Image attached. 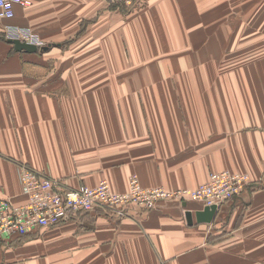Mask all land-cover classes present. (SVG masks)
I'll return each instance as SVG.
<instances>
[{
  "label": "crops",
  "instance_id": "crops-1",
  "mask_svg": "<svg viewBox=\"0 0 264 264\" xmlns=\"http://www.w3.org/2000/svg\"><path fill=\"white\" fill-rule=\"evenodd\" d=\"M29 1L0 19V198L26 201L21 164L118 193L251 182L211 223L199 202L97 209L0 240V264H264V0ZM7 26L49 49L16 52Z\"/></svg>",
  "mask_w": 264,
  "mask_h": 264
},
{
  "label": "built area",
  "instance_id": "built-area-1",
  "mask_svg": "<svg viewBox=\"0 0 264 264\" xmlns=\"http://www.w3.org/2000/svg\"><path fill=\"white\" fill-rule=\"evenodd\" d=\"M111 5L132 7L137 0H104ZM29 0H0V19L11 20L16 5L28 6ZM7 39H19L38 48L45 46L30 28L7 26ZM21 190L26 201L14 204L0 198V240L13 235L24 236L37 230L56 227L75 215L92 210H111L119 217L128 215L126 208L146 210L164 202H199L206 207L219 208L240 195L251 182L248 173L231 171L211 172L206 183L196 189L169 190L164 187H145L137 175L129 179L125 192H114L106 180L96 186L70 188L62 180L53 179L27 164L19 166Z\"/></svg>",
  "mask_w": 264,
  "mask_h": 264
},
{
  "label": "water",
  "instance_id": "water-1",
  "mask_svg": "<svg viewBox=\"0 0 264 264\" xmlns=\"http://www.w3.org/2000/svg\"><path fill=\"white\" fill-rule=\"evenodd\" d=\"M8 42L14 46L16 52H26V53H36L38 51H45L49 49V45L42 47L40 50L34 44H28L20 41L19 39H8ZM218 208L216 206L205 207L203 210L196 211V219L199 223H211L214 221ZM188 221L190 223L192 220V213L187 212Z\"/></svg>",
  "mask_w": 264,
  "mask_h": 264
}]
</instances>
